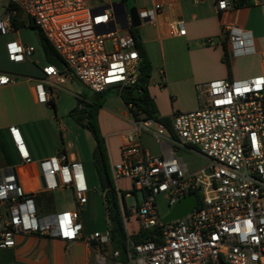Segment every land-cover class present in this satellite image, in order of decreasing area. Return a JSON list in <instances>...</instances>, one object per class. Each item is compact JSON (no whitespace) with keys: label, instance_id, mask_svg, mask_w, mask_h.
I'll use <instances>...</instances> for the list:
<instances>
[{"label":"built area","instance_id":"1","mask_svg":"<svg viewBox=\"0 0 264 264\" xmlns=\"http://www.w3.org/2000/svg\"><path fill=\"white\" fill-rule=\"evenodd\" d=\"M220 13L236 9L240 0H213ZM95 0H0V36L15 32L23 13L38 27L61 57L64 66L49 65L35 79L39 102L47 103L67 80L76 79L96 94L136 88L141 58L131 34L123 27L121 8L96 6ZM160 4L139 12L153 23ZM144 23V22H143ZM172 33L186 35L183 21ZM227 55L238 58L255 52L252 34L233 24L222 28ZM10 62L29 59L34 47L19 41L6 44ZM18 76L0 72V87ZM198 109L175 112L167 127L159 120L133 117L120 133L121 159L111 165L125 227L130 218L149 239L134 242L128 235L126 263L111 248L109 230L86 239L95 245V264H264V76L246 80H213L196 85ZM22 160L30 162L19 130L10 129ZM149 135L161 147L153 155L139 142ZM199 149V153L191 149ZM194 152L207 160L195 171L177 156ZM46 191L68 189L77 209L41 219L33 196L18 184L13 168L0 171V249L13 248L19 235L57 238L67 243L84 239L79 210L87 204L88 185L82 165L63 152L40 162ZM128 180L123 195L119 182ZM132 189V192L130 191ZM141 192L143 200L128 211L125 198ZM200 202L182 219L166 224L157 198L164 195L169 210L186 196ZM196 197V196H195Z\"/></svg>","mask_w":264,"mask_h":264},{"label":"crops","instance_id":"2","mask_svg":"<svg viewBox=\"0 0 264 264\" xmlns=\"http://www.w3.org/2000/svg\"><path fill=\"white\" fill-rule=\"evenodd\" d=\"M3 1L9 3L11 0ZM133 3L139 12L151 9L157 4L162 6L155 22H146L139 27L141 42L152 66L149 92L155 101L159 117L170 119L175 112L198 109V84L213 80H246L264 76V0H240L236 9L226 13H220L213 0H133ZM125 6L128 10V5ZM176 21L184 22L186 35L172 33L171 26ZM16 24L15 32L11 33L15 38L10 41L23 44L18 37V31L21 27H29L31 23L20 13ZM226 24L249 31L255 44L253 54L229 57L231 71L225 62L227 41L222 35V28ZM37 35L41 51L36 49L35 44H27L34 47L30 58L37 66V73L33 77L20 76L15 83L0 87V171L15 169L18 184L28 195H53L52 212L44 213L36 204L39 217L47 220L60 212L55 207V191L45 190L40 162L63 152L82 165V155L74 150L72 142L67 141V129L62 127V123L65 118L70 117L78 99L90 103L97 100V95L94 93L96 99L88 98L80 89L81 83L71 79L56 90L55 96L49 102H39L34 87L35 79L41 78L43 68L52 64L46 59L38 32ZM8 42L5 43V51ZM111 91L118 93L117 89H109L103 93L104 96ZM118 98L120 105L112 108V111L108 110L107 103L113 99L108 98L98 112V124L105 139L110 168L121 159L120 133L131 128L133 119L129 107L120 96ZM72 120L71 118L69 124H74L72 122L75 121ZM75 126L80 127L76 122ZM11 128L19 130L30 162L22 160L11 136ZM58 130L61 132L62 146L56 137ZM143 137L144 135L140 139L142 146L151 152ZM47 142H52L49 150L45 149ZM38 143L43 144V150L38 149ZM153 155H162L161 147L159 154ZM129 188L130 182L125 188L126 192ZM120 191L123 195L126 193L121 187ZM85 207L86 205L79 210L83 240L67 243L57 238L19 235L15 247L0 249V264H95L97 247L87 243L86 239L100 231L92 233L85 227L82 218ZM76 209L77 207L73 210ZM125 230L132 239L140 234L135 219L132 226L128 223Z\"/></svg>","mask_w":264,"mask_h":264},{"label":"rangeland","instance_id":"3","mask_svg":"<svg viewBox=\"0 0 264 264\" xmlns=\"http://www.w3.org/2000/svg\"><path fill=\"white\" fill-rule=\"evenodd\" d=\"M122 3L121 0H95L96 6L103 5H116ZM127 5L130 8L134 7L133 0H128ZM18 37L23 42L24 45L27 44H35L36 49L41 51V47L39 44V38L36 30L24 26L19 29ZM17 37V38H18ZM15 36L13 34H8L6 36H0V71L6 72L9 74H13L15 76H31L37 73V66L31 62V58L27 59L23 63L15 64L9 61L6 51L4 49L5 43L13 40ZM80 89L82 93L90 99H96L95 94L89 90L86 86L80 84ZM119 95L115 91H111L106 94L105 99L112 98L113 100H109L107 103V108L109 111H112V108L120 105ZM105 102V101H103ZM115 111V109H114ZM70 117L65 118L62 123V127L67 129V141L72 142L74 145V150L76 152H80L82 155V165L83 172L87 178L88 184V193L87 199L88 203L86 204L85 211L82 213V218L85 223V227L90 231H100L105 232L110 228V222L107 216L106 204L103 196V189L101 187V183L99 181L98 175L96 173L93 161H92V152L95 148L94 139L91 134L83 128L75 126L74 124H69ZM73 121V120H72ZM57 139L59 140L60 146H62L61 142V132L59 130L56 134ZM148 137V138H145ZM52 141V140H51ZM143 141L148 143L151 148L152 154H159L160 147L155 143L154 139L149 135H144ZM141 143V140H139ZM52 142L45 143V149L49 150L50 144ZM38 149L43 150V144H37ZM194 151L199 153V149L195 147H191ZM177 156L189 165L191 171H195L204 167L207 164V160L200 156L197 153L190 152L187 150L179 149L177 150ZM122 191L126 192L125 188L129 186V182L123 180L119 183ZM132 192V189L130 190ZM133 193V192H132ZM143 200V195L141 192H136V196H132L129 198H125V202L128 208V211H131L132 207L136 206V201L141 203ZM157 204L159 206V211L161 215H166L170 210L167 205V199L164 195H161L157 198ZM55 207L57 212H62L66 210H73L76 208L75 200L73 198V194L70 190H57L55 191ZM133 218H130L129 224L132 226Z\"/></svg>","mask_w":264,"mask_h":264},{"label":"trees","instance_id":"4","mask_svg":"<svg viewBox=\"0 0 264 264\" xmlns=\"http://www.w3.org/2000/svg\"><path fill=\"white\" fill-rule=\"evenodd\" d=\"M127 4L128 0H121ZM14 26H17L14 21ZM30 28L36 30L40 36L42 48L44 50L46 59L52 65L62 68L64 65L61 57L56 53L49 41L43 36L40 29L33 23L29 25ZM131 34L135 39L136 47L138 49L141 62L140 74L136 88L129 89L128 91H118V95L123 100L124 104L129 107L133 117L138 118L140 115L148 118L159 120L161 123L169 127L170 119L159 117L157 107L154 99L149 92V84L152 73V66L146 52L144 50L141 38L139 35V28H132ZM225 62L228 70L231 71V65L227 53H225ZM97 100L86 103L83 100H77V106L70 112V117L83 129H86L92 135L95 141V148L92 153V161L98 175L101 187L104 191V200L106 204L107 216L110 222L109 235L111 239V248L120 252L119 261L126 263V244L128 240L127 232L125 230L124 222L121 216V210L118 202V195L115 190L114 182L112 180L111 168L105 139L101 134L98 124V112L105 99L104 94H96ZM82 106V107H81ZM105 178L111 181V188L107 189L105 185ZM36 201L40 211L50 213L54 208V198L51 193H41L31 195ZM196 199L200 202L199 194L195 193ZM151 231H141L138 236L133 237L134 242H143L149 239Z\"/></svg>","mask_w":264,"mask_h":264},{"label":"water","instance_id":"5","mask_svg":"<svg viewBox=\"0 0 264 264\" xmlns=\"http://www.w3.org/2000/svg\"><path fill=\"white\" fill-rule=\"evenodd\" d=\"M113 8H121L123 12V27L127 29L129 27V22L132 28H139L142 26L143 22L146 23L148 19H144L143 22L140 19L139 11L136 7H132L130 9H126L125 3H120L116 5H112ZM129 89H125L128 91ZM15 175L16 171L13 169ZM105 185L107 189L111 188V181L109 178H105ZM45 187V185H44ZM198 201L194 195L186 196L177 202L171 210L162 218V223L166 224L168 222L179 220L187 216L189 213L193 211V209L197 206Z\"/></svg>","mask_w":264,"mask_h":264}]
</instances>
